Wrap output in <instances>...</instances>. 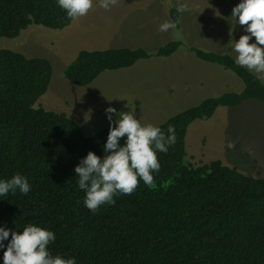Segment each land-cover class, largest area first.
<instances>
[{"label": "trees", "instance_id": "obj_1", "mask_svg": "<svg viewBox=\"0 0 264 264\" xmlns=\"http://www.w3.org/2000/svg\"><path fill=\"white\" fill-rule=\"evenodd\" d=\"M170 13L178 24L177 8ZM71 21L58 0H0L3 37H17L32 24L61 29ZM181 43L171 39L154 52L139 46L83 48L64 74L87 85L105 70L169 56ZM190 49L238 76L243 88L208 96L156 124L165 133L173 125L177 139L167 153H158L154 187L141 180L133 194L117 195L115 204L93 213L84 206L75 167L90 151L104 157L110 127L87 135L66 112L35 106L50 84L51 61L0 47V180L19 173L31 185L27 195L17 190L0 196V227L47 228L56 234L52 255L74 257L77 264H264V177L220 159L194 165L186 145L194 120L209 119L220 106L264 101V84L230 53ZM10 240L0 249V264Z\"/></svg>", "mask_w": 264, "mask_h": 264}, {"label": "rangeland", "instance_id": "obj_2", "mask_svg": "<svg viewBox=\"0 0 264 264\" xmlns=\"http://www.w3.org/2000/svg\"><path fill=\"white\" fill-rule=\"evenodd\" d=\"M242 0H119L105 10L94 0L87 16L61 29L32 24L17 37L0 36V47L29 56L47 57L53 67L50 84L35 106L66 112L87 135L110 127L106 109L133 111L142 123L156 125L198 104L208 96L239 91L243 81L223 66L200 59L190 47L236 56L229 45L248 34L232 18ZM179 3L190 11L179 13L177 30L182 43L169 56H151L135 64L105 70L87 85H77L64 74L80 49L144 47L154 52L175 39L160 25L172 21L170 10ZM177 40V39H175ZM255 43L253 37L250 41ZM113 119H117L113 114ZM188 160L194 165L220 159L245 174L264 177V101L249 99L237 106H220L207 120H194L186 133ZM231 145V146H229Z\"/></svg>", "mask_w": 264, "mask_h": 264}, {"label": "clouds", "instance_id": "obj_3", "mask_svg": "<svg viewBox=\"0 0 264 264\" xmlns=\"http://www.w3.org/2000/svg\"><path fill=\"white\" fill-rule=\"evenodd\" d=\"M118 3L119 0H99V6L105 10ZM58 5L70 19L76 20L88 15L94 0H58ZM187 11H190L187 4L177 5L178 13ZM232 18L248 33L229 44L236 53L235 63L264 84V0H242L233 8ZM169 30L175 39L182 38L176 22L166 20L159 27L160 32ZM253 37L255 43L250 42ZM105 111L111 124L104 157L90 151L75 167L78 187L86 193L84 206L93 213L102 205L115 204L117 195L133 194L141 180L149 188L154 187V173L161 168L158 153H167L177 139L173 125L165 133L159 126L142 123L133 111L117 112L114 107ZM113 114L117 119H113ZM125 137L121 146V138ZM17 190L23 195L30 192L26 176L17 173L11 179L0 180V196L15 194ZM9 236L11 240L3 253L4 264H77L74 257L52 255L49 245L56 240V234L47 228L29 224L17 232L0 227V249L5 248L4 241Z\"/></svg>", "mask_w": 264, "mask_h": 264}]
</instances>
